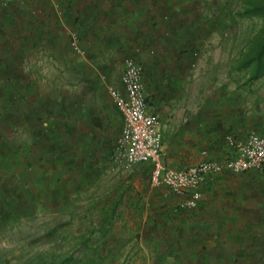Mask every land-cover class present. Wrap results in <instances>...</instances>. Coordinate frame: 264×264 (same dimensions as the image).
Listing matches in <instances>:
<instances>
[{"label": "rangeland", "instance_id": "374dc122", "mask_svg": "<svg viewBox=\"0 0 264 264\" xmlns=\"http://www.w3.org/2000/svg\"><path fill=\"white\" fill-rule=\"evenodd\" d=\"M94 1L0 3V60L14 55L10 65L18 80L43 98L61 94L78 118L73 131L61 130L67 157L58 173L41 164L39 176L47 177V166L54 178L48 176L18 219L0 226V264H56L67 256L74 264H264V165L210 177L198 205L182 208L167 189L152 187L148 163L111 168L122 119L107 88L121 86L124 58H137L163 142L186 128L187 121L172 120L171 112L192 109L217 127L222 143L195 144L191 162L204 150L222 159L229 151L223 136L233 131L227 126L240 125V115L264 135V76L247 82L246 70L237 68L263 18L240 16L245 0ZM139 21L150 32L149 60L142 58ZM72 33L84 53L72 47ZM12 126L5 135L17 148L27 129ZM8 153L0 159L8 160L0 164V190L12 192L19 177L38 180L35 164ZM164 157L165 164L173 162ZM58 177L61 187L53 183Z\"/></svg>", "mask_w": 264, "mask_h": 264}, {"label": "trees", "instance_id": "16d2710c", "mask_svg": "<svg viewBox=\"0 0 264 264\" xmlns=\"http://www.w3.org/2000/svg\"><path fill=\"white\" fill-rule=\"evenodd\" d=\"M118 2L119 4L122 3L121 0H118ZM130 2H136V0H130ZM245 2L247 5L244 9L238 11L240 16H257L264 20V1L245 0ZM70 37H72V34ZM251 43L237 65L239 70H246L247 82L264 76V24L260 34L255 36ZM13 57L16 58L11 55L10 58L3 57L0 60V147L3 149V157H6L4 152L8 151L13 160H24L30 162V164H35L38 167L35 169L37 174L40 172L42 174L41 168H39L41 164L44 166V163H47L52 170H55L53 174H56L54 172L58 173L59 165L64 161V157H67L64 154L65 143L67 142L62 140L61 130L65 128L68 132L73 131V123L78 118L68 110L67 100L61 94L54 96L52 99L45 94V98H43L39 96L37 89L29 82L25 83L20 79L18 80L10 65ZM39 98L41 101L38 102ZM12 124L27 129V138L22 139L17 148H11L9 145L11 139L9 135H5L6 129L13 127ZM96 125L99 127L98 121ZM91 127L93 128L92 125ZM233 136L235 137V135ZM80 139H82V136H80ZM86 144L88 143L86 142ZM74 153L77 154V152ZM81 153L84 152L81 151ZM80 159L85 162V153ZM76 161L67 159L66 162L74 166ZM4 162L8 163V160L6 159ZM4 162L0 160V164ZM6 167L8 168V166ZM43 168L47 175L45 179L39 174L38 180L33 179L32 182L27 176L23 177L24 179L19 177L18 187L12 192L0 190V226L7 220L18 219L22 210L31 207L29 203L31 204L32 197L40 195L44 184L47 186L48 176L51 179L54 178L55 175H48L47 166ZM14 171L15 169L11 168L9 170L13 177H15ZM54 180V186L61 187L63 185L60 177ZM27 192L30 193L27 194ZM74 262L72 256H67L56 264H74Z\"/></svg>", "mask_w": 264, "mask_h": 264}, {"label": "built area", "instance_id": "2783aa9c", "mask_svg": "<svg viewBox=\"0 0 264 264\" xmlns=\"http://www.w3.org/2000/svg\"><path fill=\"white\" fill-rule=\"evenodd\" d=\"M6 4V0H0ZM71 45L84 53L72 33ZM121 86L109 85L108 93L114 101L122 127L110 155L112 169L150 165L152 187L167 189L180 199L182 208H194L202 199L201 185L210 177L223 173H242L260 169L264 165V135L250 130L242 138L226 136L229 152L222 159L203 151L198 162L172 167L163 162V134L157 116L150 111L144 84V65L133 56L123 61Z\"/></svg>", "mask_w": 264, "mask_h": 264}, {"label": "crops", "instance_id": "0c3cea01", "mask_svg": "<svg viewBox=\"0 0 264 264\" xmlns=\"http://www.w3.org/2000/svg\"><path fill=\"white\" fill-rule=\"evenodd\" d=\"M61 1L66 2V0H61ZM71 1H75V0H71ZM94 3H95V5H98L99 0L94 1ZM134 25L135 24H133V26ZM137 26H138V28H137V30H138V41L141 42V47H142V58L145 60L146 59L149 60V58L152 57V55L149 54V49L147 48V43L150 39L149 38L150 32H149V30H147V26L145 25V22L139 21ZM132 30H133V28H132ZM97 31H98V29H96V32ZM101 39L106 40V37L100 36L99 40H101ZM121 42L122 41L119 40L118 44H120ZM150 65H152V64H150ZM171 114H172L171 119L173 118L174 121L185 120V121H187V123H185V127H186L185 130L181 131L182 134L178 135L176 133L178 131V129L174 127L175 133L177 134V135H175L176 138H171V139L168 138L169 140H166V142L165 141L163 142V155L164 156H165L164 146H166L165 143L169 142L168 143L169 147L166 149L167 150L166 153L168 156H165V157L163 156L165 158L164 161L167 162L169 157H171V159L173 160V162H170V163L168 162V164L166 163V165L172 166V167H183V166L192 164L193 162H191V161H195L194 159H196L197 156L192 157L191 153H194V152L198 153V151L195 150V147H196V146H194L195 144L200 145L201 143H208V144H214L217 146L218 144L222 143V138H220L221 133L217 129V127L215 125H213L211 127L207 126L206 121H204L207 118L203 117L201 115H197V113H195L192 109H189V111L187 110L186 113H182L180 110H178L176 112V110H175V112H171ZM239 118L240 119L238 121L240 122V125H238V126L236 125L235 127H233L234 125L233 126L232 125L227 126L226 123H224L223 127H224V129H226L227 127L232 128L233 131L230 133L232 135L237 136V138H242L245 136V133L250 130L251 122L247 123V121H246V120H248L247 118L243 122L241 115ZM199 121H200V123H199ZM245 122H246V124H244ZM213 123H214V121H213ZM247 127L249 129H247ZM164 132H166V131L164 130ZM166 135L167 134H165V137H166ZM181 135L184 137L183 139L180 137ZM225 136H223V138H225ZM228 150H229V147H228ZM204 151H206V150H204ZM202 153H203V151H202ZM201 158H203V157H201Z\"/></svg>", "mask_w": 264, "mask_h": 264}]
</instances>
